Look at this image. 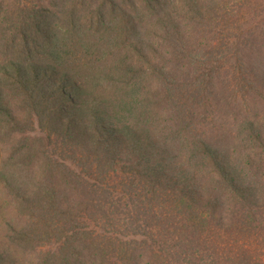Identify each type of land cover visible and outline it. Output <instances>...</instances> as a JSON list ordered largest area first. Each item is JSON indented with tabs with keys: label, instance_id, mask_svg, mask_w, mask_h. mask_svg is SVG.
<instances>
[{
	"label": "trees",
	"instance_id": "16d2710c",
	"mask_svg": "<svg viewBox=\"0 0 264 264\" xmlns=\"http://www.w3.org/2000/svg\"><path fill=\"white\" fill-rule=\"evenodd\" d=\"M205 2L0 0V264H264V2Z\"/></svg>",
	"mask_w": 264,
	"mask_h": 264
},
{
	"label": "rangeland",
	"instance_id": "374dc122",
	"mask_svg": "<svg viewBox=\"0 0 264 264\" xmlns=\"http://www.w3.org/2000/svg\"><path fill=\"white\" fill-rule=\"evenodd\" d=\"M203 1H204V3L207 2V1L205 2V0H203ZM260 1L264 2V0H260ZM262 8L264 10V7H262ZM174 13L178 14V12H174ZM249 14L252 15V12L249 11ZM246 18H248V20H249L248 23L250 22L249 24L248 23L240 24L238 22H237V24H234V22L229 24L228 29H230V33H232V31H233L232 34H236L235 37L238 36V34H239L238 30L239 29L244 30L245 32H248V33L252 32L254 27L252 29H248V27H250V25H251V20H250L251 16H246ZM258 27H260V26H258ZM248 33L244 34L241 39L244 40L246 37L247 39L252 40L253 37L251 36V34H248ZM253 33H254V30H253ZM225 34H227V32ZM253 35L255 36L256 34H253ZM217 36H218L219 40H221V36L220 35H217ZM220 43H222V42H220ZM2 60L5 61L3 58H0V64H1V62H3ZM254 60L255 61L251 62L248 59H244L242 61V63H243L242 70L245 71L247 69V67L249 68V66H252L251 68L258 70V72L255 71V73H256L255 76H259V75L261 76V74H263L262 70H264V66H263L264 60L262 62L257 61V58ZM230 64H231V62H227V65H225V67L229 69ZM253 69L251 71H253ZM230 72H229V74H230ZM226 74H227V72H223V75H226ZM260 82H257V85H259ZM255 87H256V85H255ZM92 91L94 92V90H92ZM93 92L91 93V95H94ZM5 99L7 102H11L10 104L14 106L13 107L14 109L19 111L17 108L18 107L17 105H19V104L13 102L14 100L9 96V94L7 95V97ZM15 104H17V105H15ZM255 108H258V107L255 106ZM251 109H252V107H251ZM255 111H256V109H255ZM34 127L36 128L37 124H34ZM31 136H33V137H35V136L44 137L45 134L43 132H40V130H38V131L32 133ZM11 145H12V143H7V144L0 143V170L3 169L1 167L2 165L10 164L9 162H6V158L10 154L9 147ZM242 145H243V143L241 144V146ZM246 154H247V152L243 153V155H246ZM7 177L9 178V175H0V247L6 246V241H7L6 240V232H8L7 226L10 225V226H13L14 228L18 229L19 225L21 224V220H22V216H20V214L17 211H15L14 207H12L11 205H8L15 198L17 191L14 188V186H12V190L9 191L8 184L6 181L7 179H5ZM10 181H13V180L10 179ZM10 193H11V195H10ZM6 248H9V247H6ZM12 254L16 258L15 261L18 262L19 264H28L30 262L35 261L34 257L30 254L25 255L23 258L20 256L19 253L15 252V251H13Z\"/></svg>",
	"mask_w": 264,
	"mask_h": 264
}]
</instances>
